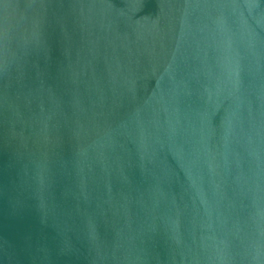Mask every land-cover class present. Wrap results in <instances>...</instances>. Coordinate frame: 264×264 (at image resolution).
Wrapping results in <instances>:
<instances>
[{"label":"water","instance_id":"obj_1","mask_svg":"<svg viewBox=\"0 0 264 264\" xmlns=\"http://www.w3.org/2000/svg\"><path fill=\"white\" fill-rule=\"evenodd\" d=\"M0 264H264V0H0Z\"/></svg>","mask_w":264,"mask_h":264}]
</instances>
